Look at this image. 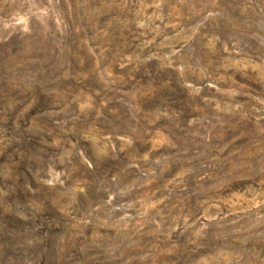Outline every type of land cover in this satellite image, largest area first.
<instances>
[{"label":"rangeland","instance_id":"374dc122","mask_svg":"<svg viewBox=\"0 0 264 264\" xmlns=\"http://www.w3.org/2000/svg\"><path fill=\"white\" fill-rule=\"evenodd\" d=\"M0 264H264V0H0Z\"/></svg>","mask_w":264,"mask_h":264}]
</instances>
